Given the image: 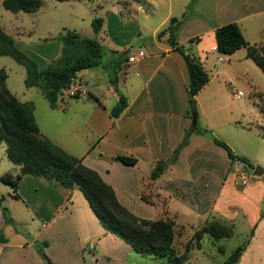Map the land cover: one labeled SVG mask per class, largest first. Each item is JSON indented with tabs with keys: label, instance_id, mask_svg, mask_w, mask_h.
I'll use <instances>...</instances> for the list:
<instances>
[{
	"label": "crops",
	"instance_id": "crops-1",
	"mask_svg": "<svg viewBox=\"0 0 264 264\" xmlns=\"http://www.w3.org/2000/svg\"><path fill=\"white\" fill-rule=\"evenodd\" d=\"M3 1L0 0V9ZM103 2L99 7H105ZM194 2L185 4L183 15L190 8L195 13L187 16L181 26L178 43L201 62L210 77L195 96V104L200 129L203 131L204 125L211 135L191 132L186 136L192 124L188 116L187 64L165 39L154 40L156 33L174 17L169 14L151 36L143 37L140 21L152 12H144L136 4L132 6V15L126 16L114 3L105 13L110 18H102L99 41L105 50L104 64L119 71V94L126 97L127 108L118 118H112L110 113L119 95L108 74L101 68L84 70L71 87L85 93L75 97L68 89L58 107H50L59 113L56 127L65 141L62 144L50 135L46 137L97 172L114 190L118 201L136 217L169 219L180 229L190 225L195 231L212 219L228 222L234 232L238 227L249 232L237 264H264V182L256 177L243 181L244 164L230 159L227 151L212 140L214 137L224 142L234 155L249 163L264 165V137L256 129L262 124H242L236 104L242 92L234 87L235 79L243 76L241 65L249 66L253 61L247 58L245 48L231 56L219 54L215 40L217 28L237 23L248 41L243 23L264 13V0H234L233 5L222 7L208 5L204 0ZM112 21L118 30H112ZM16 37H12L15 46L34 60L39 70L46 69L43 67L62 54L63 45L58 43L50 58H34L27 51V41ZM192 39L196 40L190 44ZM137 42H143V46L133 48ZM141 52L143 57H139ZM125 54L127 59H123ZM133 56L136 61L129 62ZM36 59H41L43 66ZM246 139L253 143L254 154L242 145ZM2 148L6 155V145ZM119 156L136 159L137 163L123 165L114 160ZM160 163L163 170L152 180ZM5 166L8 170H1L0 177L20 173L18 166ZM11 170L15 174L8 172ZM17 194L18 199L12 192L13 203L10 210L6 208L13 224L6 223L5 207L0 208V236L5 239L0 242V264H49L40 250L52 264H73L75 260L79 264L81 253L85 262L87 251L94 253L91 256L98 264L108 252V245L124 246L122 240L102 228L77 189L28 175L20 181ZM124 248L128 251V247Z\"/></svg>",
	"mask_w": 264,
	"mask_h": 264
},
{
	"label": "trees",
	"instance_id": "trees-1",
	"mask_svg": "<svg viewBox=\"0 0 264 264\" xmlns=\"http://www.w3.org/2000/svg\"><path fill=\"white\" fill-rule=\"evenodd\" d=\"M56 1L70 2L72 0ZM44 2L45 0H4L2 7L15 15L34 14L43 7ZM186 20V15L181 18H171L157 37L162 39L167 36L166 43L179 52L187 64L188 101L190 104L188 116L191 118L192 124L186 136L188 137L191 132H203L211 135L209 130H200L199 115L195 104V96L209 82L210 77L201 62L178 43L179 30ZM103 26L102 18L92 21L96 35L102 32ZM60 40L63 44L61 56L46 69L39 70L36 62L21 52L15 46L13 38L0 27V57L13 58L24 66L27 70L26 87L28 89L39 88L52 109L58 107L63 92L76 83L80 72L101 68L106 71L110 84L119 95L118 103L110 113L112 118H118L127 108L128 101L126 97L119 94V71H116L113 65L104 64V46L96 38L83 37L71 30L65 31ZM195 40L192 39L190 44ZM215 40L217 52L224 56H231L241 49H247V58L251 59L264 73V41L256 44L248 43L237 23L217 28ZM123 59H127L126 54ZM6 80L7 74L1 70L0 143L6 145V158L15 166L20 167V173L15 177L6 174L0 177V182L12 188L13 197L19 198L17 194L19 183L28 175L58 183L70 190L77 189L88 202L102 228L129 245L135 253L143 257L159 258L163 260L160 264H182L191 250L190 243L186 245L183 255L178 254L174 248L176 232L183 229H180L174 221L169 219L152 221L133 215L118 201L114 190L102 180L97 172L87 168L81 159L68 154L40 132L34 117L33 104L20 102L8 89ZM77 96L75 95V97ZM258 107L264 114L261 106ZM256 129L264 137L262 127H256ZM212 140L227 151L230 159L238 160L247 167L253 168L246 159L234 155L227 144L214 137ZM114 160L126 166H135L137 163L136 159L122 156L116 157ZM163 166L162 163L158 165L152 174V180L158 177ZM2 202L3 198H0V208H2ZM3 213L6 223L13 224L6 208H3ZM234 233L232 224L212 219L195 231L193 241L196 249H201L206 235L219 241L232 238ZM0 242H5L3 236H0ZM244 249L245 246L237 248L224 264H237ZM40 254L49 264H52L43 250H40Z\"/></svg>",
	"mask_w": 264,
	"mask_h": 264
},
{
	"label": "rangeland",
	"instance_id": "rangeland-1",
	"mask_svg": "<svg viewBox=\"0 0 264 264\" xmlns=\"http://www.w3.org/2000/svg\"><path fill=\"white\" fill-rule=\"evenodd\" d=\"M188 1L190 0H72L70 2L45 0L43 7L34 14L20 13L15 15L1 8L0 27L7 35L9 34V36L11 35L13 38H17L16 36L18 35L25 39L28 43L27 51L30 56H34V58H36L35 56H41L40 58L43 57L46 60V58H50L55 54L58 43H62L60 40L61 35L67 30L76 31L83 37L100 40V35H96L93 30L92 21L96 18H110V15L105 13L109 6L114 3L119 4L120 10H122L121 14L126 16L132 15V6L136 4H139L144 12H152L148 18H143V20L140 21L142 36L148 37L162 24L169 14L176 18L182 17L185 4ZM204 1H206L208 5L217 7L234 4V0ZM102 2L106 4L104 8L99 7V4ZM193 13H195L194 8H190L185 15L191 16ZM113 23L115 22L112 21L111 23L112 30H118L115 26L116 24ZM243 29L250 44L261 40L264 41V13H258L253 17H249L243 23ZM161 30L156 33L154 40L162 42L165 39L166 43L167 36L162 39H158L157 37ZM129 31H134L133 25ZM119 41L122 40L119 39ZM142 44L143 42H137L133 48L138 45L143 46ZM130 48L128 50H131ZM36 60H38L40 66H43V61H41V59ZM249 63V66L241 65V73L243 76H241L239 80L235 79V90L237 92H242V96L236 104L242 116V124L246 126L259 122L262 125H257V127H262V133L264 135V114H261L258 107L261 106V109L264 110V73L255 63ZM48 66L49 65L43 68H47ZM1 70H4L7 74L6 84L12 94L22 103L33 104L34 117L40 132L45 136L50 135L56 142L63 144L66 137L58 131L55 120L59 113L50 108L48 101L44 98L39 88L28 89L26 87V68L17 63L13 58L0 57V71ZM254 93L257 94L253 95ZM202 128L203 130H207V127L205 128L204 125H202ZM242 145H244L250 153L254 154L255 147L250 140H242ZM2 147H5V144H0V171H6L8 169L5 168V165L13 167L14 164L6 158L5 150H2ZM250 164L253 168L247 167L245 164L244 166L241 164V166L246 175L254 180V169L256 167L264 169V165L252 162ZM14 167L17 168L15 165ZM8 172L15 174L16 171L11 170ZM12 192L13 190L10 186L0 182V198H4L2 205L8 210H10L9 206L13 203L10 197ZM194 233L195 230L192 229L190 225H186L185 230H178L176 232L174 248L177 253L183 255L186 251V245L189 243L191 247L190 252L186 255L182 264H224L239 246L245 245L249 238V232L238 227L234 236L229 239L216 241L209 235H206L202 242V248L196 249L195 242L193 241ZM123 243L124 246L122 248L108 245V252L98 264H119V262L121 264H160L163 262V260L159 258L143 257L131 250L130 246H127L125 242ZM124 247H128V251L125 250ZM81 254L83 257V253ZM93 254V252H91V254H89L88 251L84 252L85 262L83 258L80 257L79 260L77 259L79 264H97L95 260H93ZM75 263L76 260L73 264Z\"/></svg>",
	"mask_w": 264,
	"mask_h": 264
},
{
	"label": "built area",
	"instance_id": "built-area-1",
	"mask_svg": "<svg viewBox=\"0 0 264 264\" xmlns=\"http://www.w3.org/2000/svg\"><path fill=\"white\" fill-rule=\"evenodd\" d=\"M144 56V53L143 52H141V53H139V57H143ZM136 61V57H130L129 58V62H135ZM69 89H71L72 91H73V96H75V95H79L81 92H83V91H81V89H79V88H72V87H70ZM83 93H85V92H83ZM239 95H241V94H239ZM241 178H242V180L243 181H248V176H246V175H241Z\"/></svg>",
	"mask_w": 264,
	"mask_h": 264
},
{
	"label": "water",
	"instance_id": "water-1",
	"mask_svg": "<svg viewBox=\"0 0 264 264\" xmlns=\"http://www.w3.org/2000/svg\"><path fill=\"white\" fill-rule=\"evenodd\" d=\"M253 176L256 178H260L264 182V169L256 167L254 169Z\"/></svg>",
	"mask_w": 264,
	"mask_h": 264
}]
</instances>
